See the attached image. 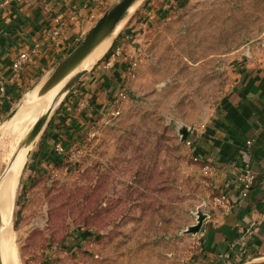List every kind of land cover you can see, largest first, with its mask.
Wrapping results in <instances>:
<instances>
[{
  "label": "rangeland",
  "instance_id": "1",
  "mask_svg": "<svg viewBox=\"0 0 264 264\" xmlns=\"http://www.w3.org/2000/svg\"><path fill=\"white\" fill-rule=\"evenodd\" d=\"M120 1L106 0L82 17L33 81L4 102L0 180L47 112L36 121L26 118L20 138L10 129L19 108L51 91L48 75ZM130 7L111 28L126 18L107 51L60 95L24 159L12 167L11 235L0 228L1 258L4 247L14 246L18 264H199L195 235L187 231L222 204L217 165L200 156L213 148L214 122L238 72L264 55V0H136ZM117 46L124 58L141 54L135 77L103 68ZM88 86L102 92L96 114L76 109V99L91 105ZM122 88L127 100L113 116ZM57 142L65 146L64 157L54 153Z\"/></svg>",
  "mask_w": 264,
  "mask_h": 264
},
{
  "label": "crops",
  "instance_id": "2",
  "mask_svg": "<svg viewBox=\"0 0 264 264\" xmlns=\"http://www.w3.org/2000/svg\"><path fill=\"white\" fill-rule=\"evenodd\" d=\"M4 1L7 0H0V77L6 78L20 53L44 41L56 17L68 23L58 41L60 45L68 40L82 17L95 11L90 0H8L9 5L2 7ZM54 51L53 46H44L23 67L19 79L8 82L6 97L0 98V113L7 107L4 102L33 81ZM236 78V85L214 122L213 148L210 146V151L200 156V160L217 165L213 170L220 176L224 202L206 219L205 237L200 241L194 238L199 264H238L243 258L240 264H264V55L251 57ZM94 79L93 84L90 82L92 88ZM88 88V93H93L89 97L92 102L85 108L96 114L103 109L99 106L102 92L94 93ZM76 100L77 109L81 102ZM246 165L251 166L256 179L249 196L243 198L238 179Z\"/></svg>",
  "mask_w": 264,
  "mask_h": 264
},
{
  "label": "bare ground",
  "instance_id": "3",
  "mask_svg": "<svg viewBox=\"0 0 264 264\" xmlns=\"http://www.w3.org/2000/svg\"><path fill=\"white\" fill-rule=\"evenodd\" d=\"M135 6L136 4H134L132 8L130 7L131 12L135 8ZM125 19L122 20L121 23H119L113 30L111 29L109 32H106L104 33V35L100 36L96 44L90 49H88L85 53L73 54V51H72L69 54L65 55V57L63 58V61L61 63H58L57 67H55L53 72L50 75H48L49 78L51 79V82L49 85L50 87L49 89L51 91L42 93V97H40L39 99L31 100L30 101L31 104L29 106L23 105L22 107H20L16 115L13 117V119L10 122L11 131L17 133L19 137L21 138L20 129H21V126H23L22 122L26 118L36 121L39 114L45 112L46 110L48 111L52 107H55L56 103H58L59 101L60 95L64 92L65 87L73 79L76 73H78L79 71L87 72L88 69H90L97 62V60H99L100 57L107 51V49L110 46L112 37L116 33H118V31L121 29ZM56 89L58 91L56 92V94H54L55 95L54 97L52 93H54ZM28 149L29 147H22V146L20 147L19 150L21 151H18L20 153L14 165V168H16V166L21 163V159L24 157V154H26ZM10 190H11V179H10V176H8L0 184V209H1V223H2L1 233L4 235H11L10 222H9V217H8L9 209H10ZM2 255H3L2 256L3 260L6 259L8 261V264H18L17 255L14 249V246H9V247L7 246L6 248L4 247Z\"/></svg>",
  "mask_w": 264,
  "mask_h": 264
},
{
  "label": "built area",
  "instance_id": "4",
  "mask_svg": "<svg viewBox=\"0 0 264 264\" xmlns=\"http://www.w3.org/2000/svg\"><path fill=\"white\" fill-rule=\"evenodd\" d=\"M106 0H90V3L93 4L95 9L100 8L101 5H104ZM9 1H4L1 6L6 7L9 5ZM54 25L52 27V30L46 35V38L44 39L43 42H38L32 47L25 52L20 53L14 60L11 66V74L9 78L0 77V98H5L6 97V92H7V85L8 82L14 83L16 80L19 79L20 73L23 70V67L28 64L37 54L40 53V51L43 49L44 46L51 45L56 46L58 45V41L61 40V37L64 35L65 30L68 26V23L64 22L63 19L56 17L54 19ZM123 56L122 49L121 47L117 46L112 53L108 56L106 59V62L104 64L105 69H110L112 68L117 60ZM140 56L141 54H136L133 57L130 58L128 67L123 71L128 77H135L138 67H139V62H140ZM127 100V94L123 88L118 92L117 97L113 101V111L112 115L113 116H119L120 115V106L122 103ZM86 105L84 102H81L79 104V110L81 111L83 108H85ZM96 130L95 127H91L89 135L91 137L95 136ZM250 144V142H248ZM187 145L190 148H193L195 150L194 143L191 141H187ZM65 150V146L57 142L54 145V153L59 157H64L63 153ZM196 161L198 160L197 158L195 159ZM256 175L251 168L250 165H246L245 169L243 170V174L239 177V187H240V195L243 198H246L249 196L251 189L255 183ZM220 203L224 202V198H221L218 200ZM207 233V229L202 226L198 234L195 235V240L200 241L202 240ZM84 236V235H83Z\"/></svg>",
  "mask_w": 264,
  "mask_h": 264
},
{
  "label": "water",
  "instance_id": "5",
  "mask_svg": "<svg viewBox=\"0 0 264 264\" xmlns=\"http://www.w3.org/2000/svg\"><path fill=\"white\" fill-rule=\"evenodd\" d=\"M136 0H121L119 3H117L114 7H112L99 21L98 23L88 32L84 40L73 50V54H82L85 53L88 49L93 47L96 42L98 41L99 37L104 35V33L109 32L111 28L123 17L124 13L126 10L135 2ZM65 57V56H64ZM63 57V58H64ZM63 58L60 60L59 63L63 61ZM57 67V65H56ZM86 72L79 71L76 73V75L73 77V79L67 84L65 87L64 92L66 91V94L71 91L79 82L81 77L85 74ZM66 96V95H65ZM54 109V107L50 108L46 114L35 124L33 127L32 131L29 133L27 136L26 140L23 142L21 145L22 147H30V145L33 144L35 139L38 137L40 132L42 131L44 125L46 124L50 113ZM14 114H11L9 118H11ZM183 135V140H185L188 136V132L186 130L182 131ZM21 151V150H19ZM19 153L12 159L11 163L9 164L7 170L5 171L3 177L0 180V184L5 180L11 170L14 164L17 161V158L19 157ZM208 217L201 215L199 217V221L197 225L192 226L188 229L187 233L196 235L200 231V229L203 226L204 221ZM1 228V227H0ZM0 264H3L2 258H1V253H0Z\"/></svg>",
  "mask_w": 264,
  "mask_h": 264
},
{
  "label": "trees",
  "instance_id": "6",
  "mask_svg": "<svg viewBox=\"0 0 264 264\" xmlns=\"http://www.w3.org/2000/svg\"><path fill=\"white\" fill-rule=\"evenodd\" d=\"M108 56H109V54H107L105 57H104V59H103V61L102 62H104V63H102L103 64V68H104V64H105V62H106V59L108 58ZM124 57L122 56V57H120L119 59H118V61L116 62V64L114 65V68H115V70L116 69H119L118 70V72H123L127 67H128V64H129V58H124ZM120 59H123V61H121V63H120ZM69 128V130L71 129L70 127H68ZM70 132V131H69ZM67 138H69L68 136H67ZM89 235L88 234H85V237L87 238ZM244 258L243 259H241L240 260V262L238 263V264H240V263H243L244 262Z\"/></svg>",
  "mask_w": 264,
  "mask_h": 264
}]
</instances>
